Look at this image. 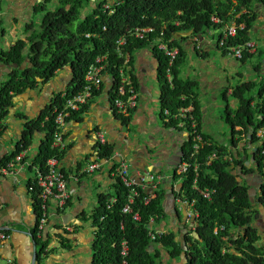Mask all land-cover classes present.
Returning a JSON list of instances; mask_svg holds the SVG:
<instances>
[{
    "label": "trees",
    "instance_id": "trees-1",
    "mask_svg": "<svg viewBox=\"0 0 264 264\" xmlns=\"http://www.w3.org/2000/svg\"><path fill=\"white\" fill-rule=\"evenodd\" d=\"M85 2L87 0H60L59 6L53 10L37 8L36 13L44 12L40 30L31 32L24 41H17L7 51H0V64L10 67L0 86V123L7 116L14 97L46 84L64 68H69L71 75L65 92L55 94L37 119L27 120L22 116L20 141L3 163L28 149L35 131L42 133L43 138L33 163L43 171L49 158L58 156L61 159L62 156L51 149L54 109L62 108L68 98L82 93L89 86L85 74L92 66L102 68L99 73L101 85L98 90L92 88L93 98L102 91L103 77L107 76L111 84L109 102L113 108L120 73L128 76L125 91L132 87L138 94L133 69L134 53L147 49L158 63L159 116L166 126L187 135L180 159L181 163L190 166L183 174H176V167L173 168L171 183L179 180L181 184L180 191L173 192V196L192 213L190 220L195 226L194 236L187 233L178 238L177 233L164 232L156 225L166 214L164 205L168 196L166 189L160 187L162 180L153 191L137 188L138 194L130 205L131 212L124 214L122 209L128 200V190L113 176L112 193L97 195V204L89 217L93 236L91 264H161L162 249L167 251L171 260L183 257L185 264H264V245L257 229L252 226L258 212L254 201L264 209V183L253 200L249 196V186L241 181V175L252 173H257L264 180V135L257 136L264 130V80L238 84L230 92L237 102L235 109H230L226 103L224 116L231 128V147L234 149L231 151L201 131L197 84L179 78L180 66L184 63L183 58L180 59L183 56L180 43L185 39L180 34L200 35L212 28L219 32L216 46L220 47L218 43L223 32L234 26L235 36L227 38L220 49L235 57L229 49L249 42V29L254 21L251 16L253 6L255 3L264 4V0H100L92 5L89 16L81 17ZM106 5L108 9H105ZM213 18L218 22H213ZM31 28V25H26L25 30ZM138 29L150 31L137 38L135 31ZM120 38H124L123 45H117ZM160 42L169 49H177L173 61L170 62V58L158 48ZM248 51L250 49H244L240 58H235L243 62L250 57ZM24 63L26 65L22 68ZM257 86L258 101L251 94ZM224 95L226 97V92ZM125 97L126 94L121 96L122 99ZM88 107L82 106L66 120L79 121ZM136 107L129 111L128 116L113 109L121 124L128 126ZM187 109L190 110L183 112ZM236 127L239 129L235 130ZM236 135L250 138L251 144L257 143L250 168L242 161ZM98 148L97 145L94 152ZM244 148H241L243 153ZM113 149V146L105 144L101 148V156L112 157ZM212 154L216 157L208 160ZM155 174L161 176L160 173ZM201 191H207L208 198ZM151 194L154 197L145 204L144 199ZM39 206L40 201L35 198L34 208L38 216ZM181 209L180 206L175 208L176 216H181ZM135 214L139 220L133 218ZM157 231L163 234L158 236ZM35 232V242L41 246L39 259L41 253L48 252L49 240L42 236L37 238ZM57 239L62 249H71L70 239L65 234H59ZM123 242L126 243L125 256L121 254Z\"/></svg>",
    "mask_w": 264,
    "mask_h": 264
},
{
    "label": "crops",
    "instance_id": "crops-1",
    "mask_svg": "<svg viewBox=\"0 0 264 264\" xmlns=\"http://www.w3.org/2000/svg\"><path fill=\"white\" fill-rule=\"evenodd\" d=\"M59 2L60 0H0V51H7L17 41H24L31 32H38L44 12L36 13L35 10L42 7L44 11H50L58 7ZM242 13H245V10ZM251 16L254 21L249 29V43L253 44V48L248 51L250 57L243 62L224 53L216 46L219 38L217 30L211 28L204 31L205 33L194 36L188 32L180 34L185 39L180 43L183 52L180 59L183 58L184 63L180 66L179 78L197 84L201 131L209 135L213 141L228 146L231 151L234 150L231 147V128L226 124L224 117H215L214 114L216 109H222L225 116L226 103L229 105L230 92L235 87L231 86V81L236 80L242 84L264 80V61H262L264 60L262 56L264 55V4L255 3ZM26 25H31V30L26 31ZM133 60L139 98L128 126L121 124L110 105L111 84L107 76L103 77L102 91L93 98L87 112L81 115L80 120L66 121L63 130L65 149L60 154L62 157L59 165L66 177L70 201L58 213V217L51 218L42 232H35L39 218L34 208V201L35 198L39 200V189L35 186L38 165L33 163L39 153L42 133L37 131L33 133L32 144L24 151L21 164H15L5 174L0 171V231L8 236V239L0 241V264H91V254H87V250L85 254H81L82 249L72 252V244L68 251L74 254H55V249L49 252L52 249L50 238L57 239V236L63 233L70 242L75 239L87 243L85 234L92 232V228L90 230L82 227L79 217H89L86 216V208L89 206L95 208L98 194L112 193V174H109L108 169L116 161L117 155L125 159L132 177L136 172L152 171L160 174L171 172L161 174L163 185L160 187L166 189L168 196L164 211L171 215L174 223H177L178 227H173L172 232L177 233L178 238L187 233L194 236L192 231L195 226L186 218L189 208L180 203L179 198L173 196V192L180 191L181 184L179 180L171 183L172 170L179 165L182 146L187 141V135L185 132L166 126L154 109L156 106L153 100L158 97L156 75L158 63L152 53L147 49H140L134 53ZM7 68L0 64V84L7 78L9 71ZM70 80V70L64 68L46 84L12 99V106L0 123V168L5 164L4 159L11 156L17 142L20 141L22 116L27 120L37 119L50 105L55 94L65 92ZM220 99L222 103L218 104ZM236 106L237 102L233 99L229 108ZM131 126L135 127L138 134L134 131L129 137ZM238 129L239 127L235 128ZM224 131H228L227 137L222 134ZM95 133L102 134L106 143L114 148L112 152L114 159L110 164H103L102 168L96 171L99 172L97 175L96 172L91 174L85 172L97 146ZM241 138L242 145L237 147L242 152L245 166L250 168L252 165H247L245 159L250 160L255 146L246 137L241 136ZM243 147H245L244 153L241 149ZM157 153L158 158L154 157ZM89 176L92 180L86 179ZM241 181L249 186L253 200L264 183L262 177L259 178L253 173L241 175ZM33 194L37 195L33 197ZM253 204L258 212L254 215L252 226L257 229L264 245V209L256 201ZM179 206L184 211V220L175 214V208ZM49 212L52 213L53 210L50 208ZM187 222H190L189 226L186 225ZM66 227H69L68 232L64 230ZM34 232L37 238L42 236L49 240L48 252L41 253L39 259L37 256L41 246L36 244ZM172 264H185V260L182 257L181 262Z\"/></svg>",
    "mask_w": 264,
    "mask_h": 264
},
{
    "label": "built area",
    "instance_id": "built-area-1",
    "mask_svg": "<svg viewBox=\"0 0 264 264\" xmlns=\"http://www.w3.org/2000/svg\"><path fill=\"white\" fill-rule=\"evenodd\" d=\"M105 9H108V6H105ZM213 22H218L216 18L212 19ZM150 29H138L135 31V36L137 38L142 37L143 32H148ZM88 36V35H87ZM235 36V28L234 26H230L225 29L223 35L219 39L218 45L220 47H224L225 40L227 38H231ZM124 38H120L117 41V45L124 44ZM158 48L163 50L164 53L170 58V62L173 61L177 55V49H169V47L160 42ZM253 44L247 42L242 46L231 47L229 50L233 53V55L237 58H240L242 51L245 49H252ZM97 62L99 59L96 60ZM100 68H96L92 66L88 72L85 74V81L88 83L84 91L82 93H78L74 95L71 99H67L65 105L62 108L54 109V124L55 129L52 135L51 149L55 150L57 154H61L65 149V142L63 139V130L65 129L66 119L71 116L72 112L80 111L81 107L84 105H90L93 96H92V88L94 90H98L101 85V78L99 77V73L101 71ZM128 76L122 75L120 73V80L115 90V97L113 99V108L117 110L118 113L123 116H128L129 111L134 109L137 104V96L138 94L134 91L132 87L127 88V92L125 91ZM126 94L125 99H122L121 96ZM188 110H183V112H187ZM264 135V130H261L257 133L258 137H262ZM96 144L98 145V151L94 152L93 158L90 163L87 164L85 172L86 173H94L99 171L103 164H110L114 159V156L109 158H105L101 156V148L105 146L106 141L102 134L95 133ZM199 140V139H197ZM196 147V146H195ZM25 152L21 151L18 153L13 160L6 162L0 171L2 174L8 172L15 164H21L24 159ZM216 155L212 154L208 160L215 158ZM116 161L112 163L109 167V173L112 172L111 169L116 165L114 171L112 173V177L115 176L120 182L124 185V187L128 190L127 194V203L122 209V213H130V205L134 201V197L137 196L138 191L137 188L146 189L150 188L152 191L157 189V186L163 177L160 175H153L149 172H136V174L132 177L129 172V166L123 157L117 155L115 158ZM60 158L58 156L51 157L46 161L45 168L41 171L39 168L36 173L35 186L39 189V201H40V215L38 216L37 223V231L40 233L44 228L48 225L49 221H51L52 217H58L59 212L67 206V203L70 201V195L67 190V181L65 174L60 169ZM189 164L180 163L176 168V174H183L189 168ZM196 168V166H195ZM202 195L208 198L207 191H201ZM154 194L149 195L144 199V203L147 204L152 198ZM113 202V199L109 201V204ZM52 209L53 212L50 213L49 209ZM193 217L191 212L186 213V218L191 219ZM135 220H139V216L135 214L133 216ZM66 232L69 231V227L64 228ZM156 234L161 236L163 233L161 231H157ZM8 239L7 234L0 231V241H4ZM154 239V236H152ZM122 256L126 254V243H122Z\"/></svg>",
    "mask_w": 264,
    "mask_h": 264
},
{
    "label": "rangeland",
    "instance_id": "rangeland-1",
    "mask_svg": "<svg viewBox=\"0 0 264 264\" xmlns=\"http://www.w3.org/2000/svg\"><path fill=\"white\" fill-rule=\"evenodd\" d=\"M96 2H99V0H87V2H85V7L81 10V17H83L84 15L85 16H89L90 13H91V7ZM75 25H77V21H76ZM262 56H264V55H262ZM262 61H264V60H262ZM244 79H247V78L244 77ZM238 84L239 83L236 80L231 81V86H233V87L236 86V85H238ZM0 86H1V84H0ZM257 88H258V86L255 87V88H253V90L251 92V94L254 96V99H256V101H258V97L256 96L257 95V91H256ZM155 95H156V93H155ZM232 101H233V98L231 97L230 100H229V105L232 104ZM153 102H154V106H156V108H154V109H155L157 115H159L160 106H159V102H158V97L157 98H154ZM221 103H222V101L220 99L218 101V104H221ZM234 108H232V109H234ZM214 116L215 117H221V118H223L224 117L223 110L222 109H216ZM129 131H128L130 133V136L129 137H131V135L134 133V131L137 133V130H135V127H132V126L130 127V130ZM222 134H224L226 137L229 135L228 131H224V132H222ZM104 136L106 137V139H108L106 135H104ZM241 139L242 138L239 137L238 135L235 136V140H237V142H238L237 143L238 147H240L242 145L241 144V141H240ZM256 145H257V143H254V146H256ZM246 152H247V150H246ZM149 164L152 165L153 163H149ZM85 166H86V163H85ZM164 172H166V171L164 170ZM98 173L99 172H96L95 175H97ZM150 173H152L153 175H156L152 171H150ZM170 173H171L170 171L169 172L167 171V173H163L162 172L161 174H170ZM86 179L92 180V178L90 176L87 177ZM113 182H114V178H112V183ZM253 197H255V195ZM92 211H93V207L92 206L87 207L86 208V211H85L86 216L89 215V217H90L92 215ZM180 215H181L182 220H184L185 215H184V211L182 209H181ZM89 217H79V220L81 222V226L82 227H85V229H90L91 230V221H90ZM156 225H158V227L160 228V230H162L164 232H172V230H173L172 228L173 227H175V226L178 227L177 226V223L176 222L174 223V221H172L171 215L168 214V213L164 214V216H162L157 221V224ZM156 225L154 226L155 228H156ZM186 225L189 226L190 225V222L189 223L187 222ZM85 236H86V239H87V243L86 242H82L80 240L72 239V242H71L72 249H73L72 252H76V251H79L80 249H82L83 251H80L81 254H85V250H87V252H88L87 254H91V242H92V239H93L92 232L86 233ZM50 244H51L50 248L55 249V254H74V253H70L68 250L62 249V247L60 246V243H59L58 239H55V238L51 237L50 238ZM166 252L167 251L165 249H162V251H161V256H160V262H161V264H172L173 262L179 263V262L182 261V258L181 257L178 258V259L171 260L167 256ZM77 254H79V253H77Z\"/></svg>",
    "mask_w": 264,
    "mask_h": 264
},
{
    "label": "water",
    "instance_id": "water-1",
    "mask_svg": "<svg viewBox=\"0 0 264 264\" xmlns=\"http://www.w3.org/2000/svg\"><path fill=\"white\" fill-rule=\"evenodd\" d=\"M25 63L23 64V66H22V68L23 67H25ZM13 67H15L16 68V66H13ZM7 69H9V71H10V67H8ZM8 71V72H9ZM249 140H250V138H248ZM254 151H255V149H253ZM154 157H156V158H158V153L156 154V155H154ZM153 158V157H152ZM154 159V158H153ZM253 161H254V158H253V152L251 153V158H250V160H247V162H246V164L247 165H250V164H252L253 163ZM181 163V159H179V164ZM249 196H251V193L249 192ZM166 212V211H165ZM36 257V253L34 252V258Z\"/></svg>",
    "mask_w": 264,
    "mask_h": 264
},
{
    "label": "flooded vegetation",
    "instance_id": "flooded-vegetation-1",
    "mask_svg": "<svg viewBox=\"0 0 264 264\" xmlns=\"http://www.w3.org/2000/svg\"><path fill=\"white\" fill-rule=\"evenodd\" d=\"M247 161H246V159H245V163H246ZM252 166H253V164H251ZM253 174H255V175H257L259 178H261V176H259L257 173H253Z\"/></svg>",
    "mask_w": 264,
    "mask_h": 264
}]
</instances>
